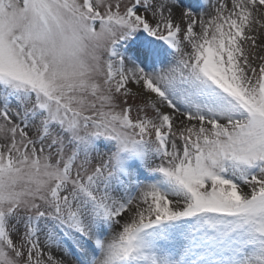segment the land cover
<instances>
[{"label":"snow or ice","instance_id":"obj_1","mask_svg":"<svg viewBox=\"0 0 264 264\" xmlns=\"http://www.w3.org/2000/svg\"><path fill=\"white\" fill-rule=\"evenodd\" d=\"M0 264H264V0H0Z\"/></svg>","mask_w":264,"mask_h":264},{"label":"rangeland","instance_id":"obj_2","mask_svg":"<svg viewBox=\"0 0 264 264\" xmlns=\"http://www.w3.org/2000/svg\"><path fill=\"white\" fill-rule=\"evenodd\" d=\"M134 50V49H133Z\"/></svg>","mask_w":264,"mask_h":264}]
</instances>
